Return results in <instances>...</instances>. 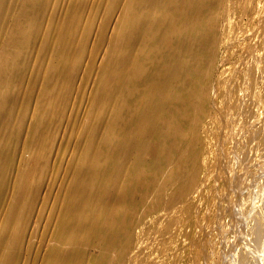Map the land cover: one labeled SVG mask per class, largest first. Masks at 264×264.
<instances>
[{
	"label": "bare ground",
	"instance_id": "6f19581e",
	"mask_svg": "<svg viewBox=\"0 0 264 264\" xmlns=\"http://www.w3.org/2000/svg\"><path fill=\"white\" fill-rule=\"evenodd\" d=\"M55 1L0 0V87L14 90V95L0 92L1 143H12L15 132L8 117L13 114L18 124L35 92L27 77L34 73L35 83H43L34 94L36 135L17 138L10 150L0 148V190L13 181L8 156L23 151L16 169L19 187L11 196L0 194V214L7 224L0 232V264H147L157 251L154 241L173 232L174 243L163 252L171 263L195 219L198 206L190 196L202 190L198 177L210 169L208 147L196 125L209 113L202 101L219 48L216 10L223 0H108L106 10H99L101 0H71L59 6ZM114 12L118 18L112 46L129 44L130 51L121 58L109 50L95 65L108 47L106 27L100 26L91 50L87 47L98 19ZM46 67L58 68L60 77L49 68L46 73ZM14 68L16 79L10 76ZM81 68L84 85L72 101L69 82ZM89 83L93 97L83 106ZM240 101L236 96L235 108ZM77 133L82 139L70 157L66 139ZM59 135L65 141V147H58L61 157L68 158L56 172L50 161ZM45 188L48 199H39ZM153 193L155 201L150 202ZM178 200L187 204L181 218L174 208ZM85 209L91 211L88 222L80 217ZM139 212L148 227L137 240ZM35 213L36 221L43 223L41 234L55 244L44 252L39 244L29 257H21L25 230L35 227ZM181 222L185 229L177 230ZM88 225L95 228L96 257L88 252L92 236L80 234Z\"/></svg>",
	"mask_w": 264,
	"mask_h": 264
},
{
	"label": "rangeland",
	"instance_id": "374dc122",
	"mask_svg": "<svg viewBox=\"0 0 264 264\" xmlns=\"http://www.w3.org/2000/svg\"><path fill=\"white\" fill-rule=\"evenodd\" d=\"M57 1L58 4L56 6H59L66 2L70 3L71 0ZM57 1L55 2L57 3ZM101 1L102 6L99 10H106L108 0ZM166 1L171 3L175 0ZM217 9L219 20L216 34L219 35L217 37L220 42L219 48L217 47L213 57L214 62L212 61L208 71L209 87L203 98L208 103L205 100L204 102L202 101V105L205 103L204 106L209 110V113L196 125L203 134V143L208 147L210 169L208 173L198 177L200 186H203L202 190L196 191L190 196V201L196 203L198 207L195 211L192 228L187 230V235L180 242L175 261L168 263L163 254V252H168L174 243V234L169 232L165 235L164 240L154 241L157 251L149 257L147 264H194L193 261H195V264H264V0H223V4L219 5ZM34 15L38 22L43 21L39 13H34ZM146 15L147 13L144 14V16ZM117 16V12L110 13L104 18L102 17V19L99 18L96 22L95 33L93 32L87 49L90 47L89 51L91 50L92 43H94L96 33L101 25L103 29L106 27L104 33L107 37L108 43L106 42V46L108 47L103 49L101 57L98 58L95 65H98V61L102 60L104 55H108L109 50H112L114 55H118L121 58H125L127 52L130 51L129 44L115 48L116 39H111ZM107 44L110 45V48ZM126 47L129 48L127 49ZM182 56L181 61L183 60L184 63V56ZM17 60L15 59L14 61L16 65L20 63L19 58ZM85 60L87 63V59ZM36 62L39 61L36 60ZM187 65L186 63L185 67ZM48 68L46 67L45 69L46 73L53 72V75L60 77L61 74L58 68L55 70ZM81 71L82 68L77 70L69 82L70 99L72 101L77 98L78 92L84 85L81 81ZM10 76L16 79L15 68ZM34 76V73H30L25 80L31 87L30 91H35L32 92V97H29L30 99L32 98V102L27 99V103H25L27 109H23L18 124L15 125V117L10 114L12 116H9L8 119L12 128L10 129L15 132L14 137L10 144L1 143L0 141V148L10 150L13 146L12 144L16 145L18 143L17 138L36 135L39 129L36 123L37 107H35L34 94L37 89L39 90L43 87V83L36 84ZM182 81V84H184V80ZM90 84L86 88L83 106H86L93 97V89ZM0 92L14 95V90L6 85L0 87ZM236 96L241 100L237 108L234 106ZM242 99L244 103H242ZM12 126L15 127L13 128ZM62 131L63 129L61 133ZM186 136L187 133L184 132L183 137ZM81 137L77 133L71 135L68 140L66 139V147L69 146L68 156H73L74 144L81 141ZM62 145L65 147V141L59 135L50 161V169L56 172L64 169L67 162L65 159L68 158V156L64 159L61 157L63 155L58 147ZM22 154L23 151L18 149L17 154L8 156V162H10V165L12 164L13 181L11 184L2 187L0 194L5 192L11 196L14 194V190L19 187L16 183V169L19 164V157ZM135 157L131 161H134ZM206 178H209L208 181ZM94 186L98 188L100 184L97 182ZM49 193L50 191L47 188L43 189L39 199L44 200L46 197L48 199ZM112 194H110L109 198L114 196ZM149 200L150 202L155 201V193L150 196ZM5 206L3 205L1 209L6 210ZM48 208L49 210L53 208L51 202ZM116 208L118 210L123 209L122 206H116ZM174 208L180 218L187 213V204L183 201H176ZM3 214H0V232L5 231L7 227L6 217ZM159 215L165 216V213L161 212ZM80 217L84 222H88L91 218L90 209H85L81 212ZM32 218L35 221V227L33 228L34 230L30 228L25 230L26 238L21 247V257H29L39 244L42 245L41 250L43 252L55 244L50 238L41 234L43 223L36 221V213L33 214ZM137 225L135 238L139 240L143 230L148 227L142 212L137 215ZM176 229H185L184 223H178ZM32 231L34 236L30 234ZM83 233L92 236L88 252L96 257L99 254V245L96 242L94 226L88 225L85 231L80 232V234ZM204 249L205 251H203Z\"/></svg>",
	"mask_w": 264,
	"mask_h": 264
}]
</instances>
